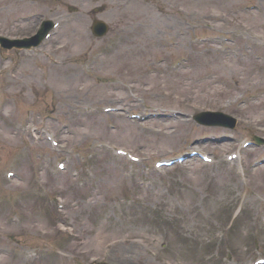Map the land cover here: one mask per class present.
<instances>
[{"label": "rangeland", "instance_id": "obj_1", "mask_svg": "<svg viewBox=\"0 0 264 264\" xmlns=\"http://www.w3.org/2000/svg\"><path fill=\"white\" fill-rule=\"evenodd\" d=\"M55 1L0 0V25L29 37L41 12H68ZM79 1L77 19L12 71L0 46V264H253L264 256V165L243 175L225 155L239 138L264 137V0L66 3ZM93 15L110 25L100 38L87 27ZM236 28L247 55L191 41ZM207 109L239 124L192 119ZM202 137L222 143L194 145ZM192 149L216 162L193 157L155 171V161ZM241 153L251 164L264 147ZM14 168L19 175L6 178ZM15 193L25 197L19 206Z\"/></svg>", "mask_w": 264, "mask_h": 264}, {"label": "bare ground", "instance_id": "obj_2", "mask_svg": "<svg viewBox=\"0 0 264 264\" xmlns=\"http://www.w3.org/2000/svg\"><path fill=\"white\" fill-rule=\"evenodd\" d=\"M54 17H55V16H54ZM71 23H73V21H72ZM64 26H65V25H64ZM64 26H63V27H64ZM62 29H63V28H62ZM44 33H45V32H44ZM59 33H61V30H60ZM59 33H58V34H59ZM7 39H8V38H7ZM8 41H11V40L8 39ZM15 43H16V42H13V41H12V45L15 44ZM21 69H22V67L20 66V68L18 69V72H19ZM218 119H219V117H218L216 120H218ZM52 134H53V133H52ZM53 135H54V134H53ZM56 138H57V137H56ZM63 173H64V170L61 171L60 175H62ZM8 186H9V185H8ZM5 187H7V185H4V186H3V188H5ZM17 194H21V195H22V193H15V195H17ZM22 196H23V195H22ZM24 198H25V197L23 196L22 199L18 202V204H16V206H19V205L23 202ZM2 208H4V207H1L0 209H2ZM20 218H21V221L25 222V221H24V220H25V217L20 216ZM23 222H22V223H23ZM27 257H31V256H28V255H27L26 258H27ZM25 260H32V259L27 258V259H25Z\"/></svg>", "mask_w": 264, "mask_h": 264}]
</instances>
